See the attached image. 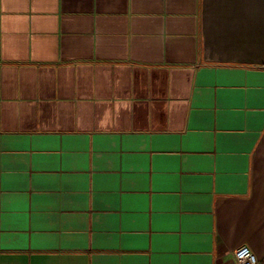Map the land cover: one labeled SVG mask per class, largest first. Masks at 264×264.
<instances>
[{"label":"crops","instance_id":"0c3cea01","mask_svg":"<svg viewBox=\"0 0 264 264\" xmlns=\"http://www.w3.org/2000/svg\"><path fill=\"white\" fill-rule=\"evenodd\" d=\"M264 264V0H0V264Z\"/></svg>","mask_w":264,"mask_h":264},{"label":"built area","instance_id":"2783aa9c","mask_svg":"<svg viewBox=\"0 0 264 264\" xmlns=\"http://www.w3.org/2000/svg\"><path fill=\"white\" fill-rule=\"evenodd\" d=\"M235 264H259L256 256L247 246H240L233 252Z\"/></svg>","mask_w":264,"mask_h":264}]
</instances>
